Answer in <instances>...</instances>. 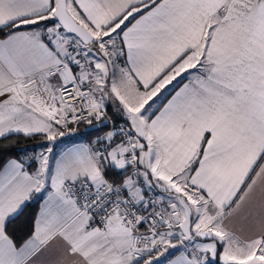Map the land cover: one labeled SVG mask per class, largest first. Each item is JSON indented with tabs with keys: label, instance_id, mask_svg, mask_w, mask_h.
I'll use <instances>...</instances> for the list:
<instances>
[{
	"label": "snow or ice",
	"instance_id": "6c2138e0",
	"mask_svg": "<svg viewBox=\"0 0 264 264\" xmlns=\"http://www.w3.org/2000/svg\"><path fill=\"white\" fill-rule=\"evenodd\" d=\"M0 264H264V0H0Z\"/></svg>",
	"mask_w": 264,
	"mask_h": 264
},
{
	"label": "trees",
	"instance_id": "16d2710c",
	"mask_svg": "<svg viewBox=\"0 0 264 264\" xmlns=\"http://www.w3.org/2000/svg\"><path fill=\"white\" fill-rule=\"evenodd\" d=\"M81 127H83V125H81ZM13 139H18L20 141L21 145H28L29 149H31V147L36 143V140H26L23 136H19V137H13ZM39 139V138H37ZM6 143V141H5ZM38 210V205L37 204H33L32 207H30L28 209V211L34 212Z\"/></svg>",
	"mask_w": 264,
	"mask_h": 264
},
{
	"label": "crops",
	"instance_id": "0c3cea01",
	"mask_svg": "<svg viewBox=\"0 0 264 264\" xmlns=\"http://www.w3.org/2000/svg\"><path fill=\"white\" fill-rule=\"evenodd\" d=\"M83 129V127H81ZM79 140V137H76V138H72V139H69V138H65L63 140V142H61L59 145H58V148H57V151L63 149L64 147L72 144V143H76L78 142Z\"/></svg>",
	"mask_w": 264,
	"mask_h": 264
}]
</instances>
